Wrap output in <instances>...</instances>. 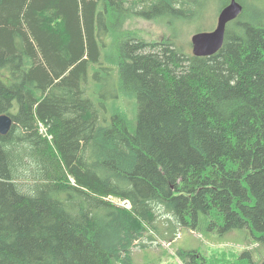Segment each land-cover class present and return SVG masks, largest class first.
I'll return each instance as SVG.
<instances>
[{
    "label": "trees",
    "instance_id": "trees-1",
    "mask_svg": "<svg viewBox=\"0 0 264 264\" xmlns=\"http://www.w3.org/2000/svg\"><path fill=\"white\" fill-rule=\"evenodd\" d=\"M238 1L222 48L196 56L127 23L177 30L230 0H0V264H134L159 222L264 241V0ZM116 69L133 122H103Z\"/></svg>",
    "mask_w": 264,
    "mask_h": 264
},
{
    "label": "rangeland",
    "instance_id": "rangeland-1",
    "mask_svg": "<svg viewBox=\"0 0 264 264\" xmlns=\"http://www.w3.org/2000/svg\"><path fill=\"white\" fill-rule=\"evenodd\" d=\"M218 12L219 7L217 5L210 7L207 17L202 21L196 24H178L177 30H172L170 25L164 22L142 18L129 20L127 27L136 32V35L147 40H156L164 35L175 34L178 45L182 46L186 52L192 53L191 35L196 31L214 29ZM115 73L117 78L113 76L104 81L102 91L99 94L107 108L103 115V122L107 123L115 110L123 112L133 122L137 112V99L118 92L116 80L119 76L117 69ZM113 199L123 206H129V203H121L118 199ZM159 224L163 232L150 233L153 235L154 241L148 248H134V264H181L182 261L177 255L178 249H198L206 257L209 264H226L247 249L253 250L255 261L264 258V241L257 239L248 228L225 232L221 231L220 228L208 230L200 227L197 228L198 231L196 232L183 227L169 233V226L165 222H159ZM145 242L149 243L146 236Z\"/></svg>",
    "mask_w": 264,
    "mask_h": 264
},
{
    "label": "water",
    "instance_id": "water-1",
    "mask_svg": "<svg viewBox=\"0 0 264 264\" xmlns=\"http://www.w3.org/2000/svg\"><path fill=\"white\" fill-rule=\"evenodd\" d=\"M243 9V5L238 0H230L219 11L214 29L195 32L192 35L193 53L196 56H210L218 52L224 44L228 24L236 19ZM13 123V118L10 115H0V133L7 134L11 130Z\"/></svg>",
    "mask_w": 264,
    "mask_h": 264
},
{
    "label": "built area",
    "instance_id": "built-area-1",
    "mask_svg": "<svg viewBox=\"0 0 264 264\" xmlns=\"http://www.w3.org/2000/svg\"><path fill=\"white\" fill-rule=\"evenodd\" d=\"M127 203V202H126Z\"/></svg>",
    "mask_w": 264,
    "mask_h": 264
}]
</instances>
